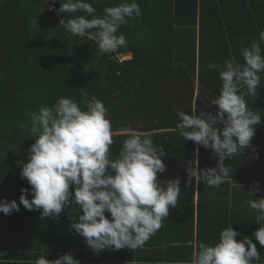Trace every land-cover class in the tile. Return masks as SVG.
<instances>
[{
  "label": "trees",
  "instance_id": "1",
  "mask_svg": "<svg viewBox=\"0 0 264 264\" xmlns=\"http://www.w3.org/2000/svg\"><path fill=\"white\" fill-rule=\"evenodd\" d=\"M63 2L57 0L58 10ZM86 2L96 9V17H103L106 7L124 2L139 5L142 15L128 20L116 33L125 36V46L100 53L94 40L69 32L68 19L93 18L85 12L61 13L65 22L60 25L45 0H0V201L15 200L20 207L11 215L0 213V264H34L41 256L54 260L68 253L81 264H188L199 242L218 243L219 233L229 226L241 234L238 241L253 239L261 259L252 264H264V246L254 238L264 222L256 223L258 213L247 204L257 194L249 195L253 190L243 186L256 181L248 180L250 167L234 160L225 161L231 168L230 178L216 188L204 183L196 187L195 180L188 184V166L182 169L177 207L170 209L161 229L136 251L95 253L71 229L74 221L69 216L83 214L71 203L58 218L44 219L40 211H28L19 204L24 188L29 189L28 199L34 198L31 186L20 176L35 143L30 125L21 128L29 120L26 113L51 107L60 97L79 104L85 94L89 99L95 96L105 105L113 132L126 128L151 132L165 155L184 164L193 158L194 142L183 140L174 130L176 113L191 112L187 102L196 92L204 99L199 104H211L220 95L219 71L224 61L234 58L243 63L241 48L250 46L264 30V0ZM123 55L131 58L121 60ZM209 64L219 67L209 69ZM260 75L258 98L245 99L249 108L260 111L264 123V73ZM208 108L216 114V106ZM166 128L172 130L154 133ZM127 138L113 135V159ZM197 158L199 169L217 166L218 158L210 149L199 146ZM106 216L110 218V213Z\"/></svg>",
  "mask_w": 264,
  "mask_h": 264
},
{
  "label": "clouds",
  "instance_id": "2",
  "mask_svg": "<svg viewBox=\"0 0 264 264\" xmlns=\"http://www.w3.org/2000/svg\"><path fill=\"white\" fill-rule=\"evenodd\" d=\"M57 0H49L54 5ZM49 10H54L51 6ZM82 11L92 19L76 16L68 19L66 29L73 35L89 37L98 46V52H115L126 45L118 29L128 20L142 15L139 5L124 2L106 7L103 17H96V9L86 0H66L59 13ZM61 20L60 25H64ZM91 30H95L94 32ZM264 30L250 46L241 48L243 63L234 58L224 61L219 71L220 95L211 101L216 106L215 115L201 112L192 115L176 113L175 131L185 141H192L204 149H210L217 159L215 168L199 169L198 159L188 162V184L195 180L196 187L204 183L207 188L219 187L230 178L231 168L225 161L243 154L251 146L255 126L262 121L260 111L248 107L246 97L258 98L261 73H264ZM131 58V56H130ZM219 67L209 64V69ZM26 124L35 143L29 149L28 162L23 163L20 176L31 186L33 199H28L29 189L21 190L19 204L28 211H40V218H58L69 206H76L78 216L71 229L85 239L86 245L99 254L110 249L119 251L142 248L163 226L170 209L177 207L181 193L180 180L161 183L158 173L166 171L163 163L164 147L154 144L150 133L130 131L123 141L118 156L113 159L112 124L107 119V109L95 96L87 94L79 102L60 97L51 107L45 106L38 113L28 112ZM222 126V127H221ZM199 147L197 148V154ZM258 158V156H257ZM74 188V191H70ZM253 192H259V182L253 184ZM196 188V199H197ZM258 213L256 223L264 222V198L247 201ZM42 209V211H41ZM15 200L0 201V213L11 215L19 212ZM106 213H110L106 216ZM232 226L219 233V242L208 245L199 242L188 264H252L261 254L252 238L244 237ZM254 238L264 246V225L254 233ZM28 264H33L29 261ZM34 264H81L72 253L49 260L44 256Z\"/></svg>",
  "mask_w": 264,
  "mask_h": 264
},
{
  "label": "flooded vegetation",
  "instance_id": "3",
  "mask_svg": "<svg viewBox=\"0 0 264 264\" xmlns=\"http://www.w3.org/2000/svg\"><path fill=\"white\" fill-rule=\"evenodd\" d=\"M195 93L193 100L188 104L192 114V110L196 108V115H199L201 112H209L208 106L211 105L208 101L207 103L199 104V102L203 99L200 97V93L196 95ZM222 127V126H221ZM255 135L252 138L251 146L246 148L242 155L233 158L235 162L243 163L245 166L251 168V173H249L248 180L249 181H258L264 184V123H261L259 126H255ZM167 142V141H166ZM258 156V158H257ZM163 163L166 165V171L162 174L158 173V180L161 183H165L169 180L179 179L180 173L182 169H185L188 166V162H194L198 158L195 159L193 154V158L188 159L184 164H179L176 161L170 159L167 155L163 158ZM199 161V159H198ZM230 182V181H229ZM245 189L254 190L253 184H243ZM259 192L257 194V199L264 198V186H260L259 183Z\"/></svg>",
  "mask_w": 264,
  "mask_h": 264
},
{
  "label": "water",
  "instance_id": "4",
  "mask_svg": "<svg viewBox=\"0 0 264 264\" xmlns=\"http://www.w3.org/2000/svg\"><path fill=\"white\" fill-rule=\"evenodd\" d=\"M193 114V113H192ZM191 114V115H192ZM172 129H169V128H166V129H160V130H154V133H163V132H170ZM130 131H135V132H139V133H151V132H140V131H136V130H132V129H129V128H126V129H120V130H117V131H114V135H128V133ZM199 146L197 144L194 143V156L195 158L198 157V154H197V148Z\"/></svg>",
  "mask_w": 264,
  "mask_h": 264
},
{
  "label": "built area",
  "instance_id": "5",
  "mask_svg": "<svg viewBox=\"0 0 264 264\" xmlns=\"http://www.w3.org/2000/svg\"><path fill=\"white\" fill-rule=\"evenodd\" d=\"M45 1H47V3H49V0H45ZM50 6L54 9L53 11H54L56 17H58L59 20H62V18H61L62 15H61V13L58 12V8L56 7V3H55L54 5H50V4H49V7H50ZM122 58H123V56L121 57V60H124V59H122Z\"/></svg>",
  "mask_w": 264,
  "mask_h": 264
},
{
  "label": "rangeland",
  "instance_id": "6",
  "mask_svg": "<svg viewBox=\"0 0 264 264\" xmlns=\"http://www.w3.org/2000/svg\"><path fill=\"white\" fill-rule=\"evenodd\" d=\"M62 18V17H61ZM94 47H98L96 44H95V42H94ZM130 58V55H123V58L122 59H129ZM197 87H199V84H198V82H197V85H196ZM196 95H198V93L196 94Z\"/></svg>",
  "mask_w": 264,
  "mask_h": 264
}]
</instances>
